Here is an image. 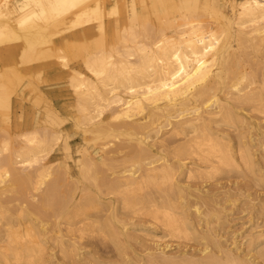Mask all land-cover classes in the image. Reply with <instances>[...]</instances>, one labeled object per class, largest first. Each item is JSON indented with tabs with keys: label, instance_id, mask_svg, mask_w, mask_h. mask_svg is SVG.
Masks as SVG:
<instances>
[{
	"label": "bare ground",
	"instance_id": "bare-ground-1",
	"mask_svg": "<svg viewBox=\"0 0 264 264\" xmlns=\"http://www.w3.org/2000/svg\"><path fill=\"white\" fill-rule=\"evenodd\" d=\"M148 1L147 3L150 2ZM109 2L110 4L108 5L107 3ZM136 2L137 0H129V1H126V0H12V2H9L8 0H4L3 9L0 8V63H3L5 65L4 69H7L9 73L14 74L17 81H20V80L23 81L24 79H26L25 77L38 74L39 72L41 74L42 73L41 71H43L44 68L49 69L50 65H54L58 67L64 75L68 76V79H69L68 86L69 88L71 87L72 94L75 96V100L77 101L75 102L76 104H78L77 108L79 110L77 108H75V110L77 109L78 110L77 113L79 112L81 113V115L78 116L81 121H78V122H80V124L82 125L81 127H85V129L83 130V133L85 135L90 134L93 137V141L99 140L98 142H100V140L102 139L104 140L105 137L107 138L111 136L112 134L117 133L118 136L114 135L115 137L124 136L126 137V139L124 138L125 144L127 145L132 144V146H128V147H130V153L132 154L133 158L134 159L136 158L137 161H135L132 164L134 160L133 158H132L133 160H131L132 162L124 160V163L127 162L128 165L131 164V166L129 165L130 168L128 167L129 168L128 169L125 166L127 169L120 170L121 169V166H120L119 168L120 171L117 170L119 172L118 173L116 172V174L119 175V178H120L119 179L117 177L118 180L116 184H119V185L121 184V186L125 188L131 187L132 189L133 186L137 187L140 183L142 185V183H146L148 181L152 182L150 183L152 184L150 186H153V183H156L158 181L165 183V182H169L172 180L173 175L171 174V172L173 170L171 171L169 167H167L168 165L165 162L164 163L167 166L164 164L161 167L159 166L160 167L159 169L155 167V168H150L146 170L144 169L145 170L144 171L139 166L140 162L138 161L139 159L141 161H143L142 159L148 160L147 162L148 164L146 165L154 166L153 164L156 161H152L155 157L154 158L152 157L151 151L149 149L151 145L150 139H154V137L158 138L156 136H159V134L161 136L162 131L168 127H170V130H168L167 134H169L170 136L174 135L176 137L180 136L182 137V139H186V142H184L185 144H183L181 147H193V148L197 147L196 151L198 149L201 150V148L203 147L207 148L206 156H211L214 158L216 156H219L220 162L224 164V166L225 164L230 165V161L232 160L230 155L225 156L224 154L222 155L220 154V151L218 149L221 146L219 145L217 140L213 139L211 135L208 133L207 131L208 124L209 123L211 124V121L216 119L219 115H221V120L224 124L229 123L231 121V117H232L231 113L227 110L223 111L224 110L223 106L220 104V100L218 97L219 93L222 92V94H224L223 90L225 91V94H224L225 97L230 99V101H231V98H233L234 100H237V101L243 100V102L246 101L247 103H249L250 101H253L254 99L258 98L256 97L257 95L255 94L256 92H251L252 88L254 87L253 84L251 83L253 86L251 90H250V85L245 84L247 82V78H250L247 76L248 75L250 76L252 74L248 72L245 73L247 70L246 71L243 70L247 68L248 65L242 69L240 65L239 55L236 54L237 52L232 46L231 41L234 37L233 36V32H234L235 33L234 35L238 37L237 38L238 41H236L237 48L239 49L241 48L246 53H248L247 52L248 49L254 50V52L256 51V53L257 52L260 53L259 49L263 50L264 48V0H240L239 2L235 0L233 1L231 0L230 3H228L227 1L228 7L230 10L229 16L224 15L222 13L221 8L223 6L222 7L219 6V4L217 3V0H205L201 4L199 3V0H179V3L177 5H173L172 3L173 7L170 6L172 7L173 11L169 9L172 12L176 13V22L175 23L173 22V25H171V26H174V31L169 34H167L165 30L163 29L159 32L157 31L156 33L153 32L151 34L152 31L150 32L148 30L152 28L153 26H150L147 30V27L149 25H147L145 28L143 27L146 25L145 24L146 22H144L142 25L143 27V30H141L142 32L141 33L138 32L137 30H138V27L140 26L139 23H141L142 17H141V14L139 12ZM166 2L167 0H165V3ZM162 3H164V1ZM150 5L151 4L149 3L148 6ZM152 7L154 8V6ZM144 8L146 7L144 6ZM154 10L156 9L154 8ZM198 11H201V13L199 14ZM173 15L174 14H172V16ZM110 17H112V20H107ZM204 17H205V20H207L206 18H209V19H213V21L211 23L207 22L208 20L204 21V19H202ZM143 21L145 20L143 19ZM66 22H70V27L67 29V32L72 31V30H75L76 32H74L71 35H68L65 38H61V36L66 32L65 30H64L65 32H63L61 30V27L62 26L64 27V24ZM167 22L168 21L165 22L166 27L168 25ZM162 26L163 25L161 24V27L159 28L160 29L163 28ZM152 30L154 31L153 28ZM55 37L61 38V39H57L56 41V42H59V44L73 45V43H76V44L78 43L80 45L79 48L74 46L76 47V49H72L73 46H70V48L72 49L70 50L71 52L70 54L76 60V62H80L82 66L81 71H75L72 68H70L67 65V59H66L67 56L61 55L62 54L61 50L60 52H58L59 50L57 51L58 53H60V55L57 54L56 47L54 51L56 54L55 53L52 54L53 50L52 51L50 50L49 45L51 46L54 45L53 39ZM85 43H88V44L86 45ZM236 43L234 45H236ZM262 50L261 52H264ZM260 57H262L261 53H260ZM244 58L245 57L240 58V59L243 60ZM11 59H14V61H16V64L18 66L29 65V64H33V65L29 67L27 66L23 69L15 70L16 68H12L13 66L11 67V61H13ZM247 61H249V59ZM244 62L245 61H243V63ZM251 70L253 71V68L250 69V71ZM5 71L6 70H3L0 65V110L2 111V113H3V110H6V112L11 110V106H12L11 105L12 103L11 95H13L12 93L14 92L11 90L13 88H11V83H9L10 81H8L9 78L7 77L8 78L7 79L5 76H3V73H5ZM253 79L250 78V80H252L251 82L254 81ZM10 80L12 81L14 79H10ZM258 81H261V80H258ZM16 85L18 84L16 83ZM258 88H259V85H258ZM246 90H250V91H248L247 93ZM18 94H17V98H19ZM222 98H224L223 95H222ZM258 99H257V103H259ZM231 104L233 103L231 102ZM237 104H240V103H237ZM237 104H235V106ZM246 104H245V107H246ZM251 104H254V103L252 102L250 103V105ZM260 105H262V103H260ZM260 105L258 104L257 106L259 107ZM237 106H236V109H238ZM111 108H114L112 112L110 111ZM107 110H109L111 114L108 116H105L104 113ZM8 113H11V112L9 111ZM52 113L53 111L50 112V114ZM237 116L241 120V123H242L244 121L243 119L244 117H239V115ZM3 117L5 118V116ZM0 118H1V114H0ZM45 118L47 119L48 117H45ZM50 119H49V122H47L46 124L50 126H55V122L52 119L51 120ZM111 121L117 122L114 124L115 126L109 125ZM78 122L76 121L75 123H78ZM74 126H77V125H74ZM216 127L217 126H215V128ZM232 127L234 129V126ZM37 130H40L38 132L43 131L42 137L38 135L40 133H37ZM37 130L34 128L33 130L31 129V131L22 132L21 135H16L18 139H20L21 143H20V147L18 148V150H15V151L9 150L8 148L9 141L5 140L6 138H4L6 133L3 134L4 139L1 138L0 140V156L1 154L8 153L10 151L9 154L7 155L4 154L7 157L3 158L2 156V159L0 160V209L2 208V205L4 204L1 201V197L2 196L5 197L6 193L8 194L9 192H11L12 194V192H14V194L16 195L17 194L24 195V193L25 194L28 193L27 191L38 192L41 189V187H44L43 191L39 195L38 202L36 201L38 205L30 204L31 212L36 213L38 217L36 219H40V218L42 219L45 216L46 217L48 216L46 212L44 211L46 210L45 208H47L48 210L51 211V216H54L57 218L63 217L64 216L63 213H64V209L66 205L68 206V204L72 202L71 195L73 193L70 191L74 187L71 188L66 184L67 181H65L66 179L64 176L61 179L59 176H56L53 174L54 175L53 180L49 181L51 177L50 171H52L50 170L51 168L49 166L50 162L47 161L43 163V161L48 156L47 154L51 152L54 146L53 144L57 143V141L59 142L60 134L57 133L56 131H52L51 129H47L46 126L38 128ZM212 130L213 129L211 128V131ZM214 131L215 130H213V132ZM164 135L165 134H163V136ZM247 137H250V136L247 135ZM108 139H110V137ZM90 140L88 141L89 143H91ZM52 141H54V143ZM64 143L62 145H64V148L68 151L67 143L65 144ZM102 144H105V143H103L102 141ZM50 145H52V147ZM119 145L117 148H119V151H121ZM121 146L123 145L121 144ZM54 147H56V144ZM93 147H96V146H93ZM151 147H154V146H151ZM216 147H219V148L217 149ZM226 148L228 149V147ZM123 150L124 149H122V151ZM187 150H188L187 148L184 149L185 152ZM202 151L205 152L204 149L201 150V152ZM117 153H118V149H117ZM84 154H87V153H84ZM177 156L178 155H176L175 157ZM188 156L190 157V155ZM91 158H88L87 161L89 162L90 167L91 166L94 167L95 165L93 163L94 157L92 159ZM109 158L111 159V157ZM247 158L245 159L247 160ZM207 160L209 162L210 159H207ZM217 160L219 159L217 158ZM79 161L80 162L78 164L81 163V160ZM40 162L43 164L39 165V167H37L38 169L36 168L34 173L32 174L31 173L30 174L21 173L22 171H25L27 169H30V168L32 169L33 166H38ZM88 162H86L85 164L88 165ZM232 163H235V162H232ZM125 164H122V166ZM145 166L143 167L144 168L148 167V166L147 167ZM90 167L89 165L88 166L84 165V163L81 166L80 172L83 173L82 175L84 177V180H88V179L94 180L96 181V185H97V181H99L100 182L99 184L101 186L103 185L102 187H105L106 191H113L116 188L115 186L117 185H115V183L111 181L112 183L108 184L107 183L108 180L104 178L103 176H100L101 175L100 173H98L100 174L99 175L100 177H98L95 172H93L95 174L91 175L90 172L93 170L95 171L96 168L94 167L92 169L91 167L92 170H90L89 169ZM141 170H142L141 173L143 175L140 177L139 176L135 177V175L139 174ZM64 174L66 175V173ZM63 180L66 182L64 184H66L65 186H67V189L68 187L69 189L71 188L70 190H68L69 196L71 197L69 199L70 202L68 201L69 196L68 198L66 197L68 194L67 190H63L64 192L67 193V194H64L66 196L63 195L64 192L60 194V196L57 195V192L61 188L65 187L64 184H61V182L63 183ZM88 183H89V180H88ZM144 185L145 184H143L142 187ZM121 186H120V189H121ZM142 187L141 189H143L145 186L143 188ZM160 188H161V185H160ZM116 189L118 190V188ZM76 191L74 192V194L76 193ZM113 193H115V191ZM173 197H175V195ZM142 198H139V199L141 200ZM122 201H124V199ZM148 201H151V200L148 199ZM165 201L167 200L165 199ZM8 204H11V203H8ZM77 204H74L73 206L74 209L76 208L75 206ZM80 204H85V205H80V207L77 208L79 211L83 210V208L87 207L88 205L86 204V202L85 203L80 202ZM5 206L7 205L5 204ZM125 206H134L133 201L129 202L125 200ZM150 207L152 206H149V208ZM153 209H154V206L150 210L153 211ZM167 209H170L169 204H168ZM154 210L156 211L157 209H154ZM155 211H153V213ZM157 211L154 213L155 214L153 217V219L155 220L154 222H156L157 220V215L159 214L162 215V218H163L162 221H164L165 227L171 232L170 234L173 233L175 235L181 236V234L183 233V230L180 227H178L177 220L173 218L170 212L169 213L168 212L159 213ZM0 212L2 213V211ZM3 217L5 218L3 219L6 221V223L4 227L5 229L2 231V234L0 232V242L3 245V246L0 245L1 246L0 247V264H9L10 261H13L14 264H42L41 254H42L43 249L41 250L39 246L40 243L38 244L34 240L36 231L31 229V228H34L33 226L35 225L31 226L30 228L29 227L26 228L27 226L25 227L23 226L24 229L23 228L20 229L21 220L17 223H14L15 220L12 222L10 221L11 219L9 220L5 216ZM21 218L23 219V222L26 221V218L24 216H21ZM24 218H25V221H24ZM57 218L56 220H58ZM3 219L1 218V220ZM158 219L160 220L161 217ZM182 219L179 221L181 222ZM53 220L56 222L55 219ZM39 222H41V220H39ZM160 222L161 221H159L158 223ZM69 224H71L70 221H69ZM64 245L67 247L66 244ZM262 248H259V249H262ZM262 253L264 254L263 250L260 255H262ZM229 255L227 256L226 254V257H229ZM157 257H160V256H157ZM230 257L225 259V261H222L224 263H218V264H243V263L246 264V262L241 261L243 263H240V262H237L234 258L231 259ZM193 263H195V261Z\"/></svg>",
	"mask_w": 264,
	"mask_h": 264
},
{
	"label": "rangeland",
	"instance_id": "rangeland-1",
	"mask_svg": "<svg viewBox=\"0 0 264 264\" xmlns=\"http://www.w3.org/2000/svg\"><path fill=\"white\" fill-rule=\"evenodd\" d=\"M8 1L12 2V0H8ZM147 1L148 0H137L136 2L142 17L141 23H139L140 26L138 27V30L137 29L136 30L141 33L143 27L145 28L147 25H149L147 27V30L150 26H153L152 28L154 29V31L152 30V28L148 30L150 32L152 31L151 34L153 32L154 33H156L157 31L159 32L162 29L165 30L167 34L172 33L174 31V26L171 25H173V22L174 23L176 22V13L172 12L173 11L172 3L173 5H177L179 3V0H171V1L169 0V2L171 3H169L168 0L166 3L165 0L162 1L149 0L150 2L149 1L148 2L151 4L150 6H148L149 3H147ZM163 1L164 3H162ZM204 1L205 0H199V3L201 4ZM227 1L228 3H230L231 0H217V3L219 4V6L221 7L223 6L221 8L222 13L224 15L229 16L230 10ZM235 1L239 2L240 0H235ZM0 2H1L0 8L3 9L4 0H0ZM107 4L109 5L110 2ZM144 6L146 8H144ZM152 6H154L156 10H154ZM145 9L146 10L148 9L147 12ZM169 9H171L172 11ZM198 13L200 14L201 11H198ZM172 14L174 15L172 16ZM143 19L145 21H143ZM202 19H204V21L208 20L207 22L210 23L213 21V19H209V18H206L207 20H205V17ZM107 20H112V17H110ZM166 21H168L167 22L168 23L167 27L169 26L168 28L166 27V23H165ZM144 22H146L145 23L146 25L144 24L145 26L142 27ZM161 24L163 25L162 26L163 28L160 29L159 27H161ZM62 27L61 30L63 32L65 31L66 32L61 36V38H65L68 35H71L74 32H76L75 30L67 32V29L70 27V22H66L64 24V27L63 28ZM234 34L235 33L233 32L234 37L231 43L237 52L236 54L239 55L240 65L242 69L248 65L247 68L243 70L244 71L247 70L245 73L248 72L252 74L250 76L247 74L248 75L247 77H250L252 79L254 78L253 82H251L252 80H250V78H247V82L245 84L250 85V90L254 86L251 92H256L255 93L257 94L256 97L261 99L259 100L257 98L259 103H257V99H254L253 101L247 103L246 101L244 102L243 100L237 101L234 100L233 98H231L230 101V99L225 97L224 90H223L224 94H222V92L218 94L220 104L223 106L224 109L223 111L227 110L231 113L232 122L230 121L229 123L224 124L221 120V115H219L216 119L211 121V124L210 123L208 124L207 131L211 135V137L213 139H216L219 145L221 146L220 148L216 147L217 149L219 148L218 150L220 151V154L221 155L224 154L225 156L230 155L232 159L230 161V165L225 164L226 166L225 167L224 164L220 162L219 156H216L215 158L211 156H206L207 148L204 147L201 148V150L203 149L205 150V152L203 151L201 152V150L199 149L196 151L197 147H194L195 149L193 147H181L183 144H185L184 142H186V139H182V137L180 136L178 137L174 135L170 136L169 134H167L168 130H170V127H168L162 131L161 136L159 134V136H156L158 138L154 137V139H150L151 145L149 149L151 151L152 157L153 158L155 157L152 161H156L153 164L154 166L146 165L148 164L147 163L148 160L142 159L143 161H141L139 159L138 161L140 162L139 166L143 170L155 168V167L159 169L162 165L166 163L168 166L166 164L165 165L169 167L171 171L173 170L171 172V174L173 175L172 180L165 183L158 181L156 183H153V186H150L152 185L150 184L152 182L148 181L146 183H142V185L145 184L144 185L145 187L143 186L144 188L142 187L141 183L137 186L138 188L136 186H133L134 189L133 188L131 189V187L125 188L121 186V184L120 185L116 184L119 178V175H117L116 172L118 173L120 170L127 169L128 167L130 168L131 166V164H129L130 165L129 166L127 162H125L127 164L126 165L124 163V160L131 161L134 159L132 154L130 153V147H128V146H132V144H128V145L125 144L124 140L126 139V137L124 136L115 137L118 136L117 133L109 136L110 139H108L109 137L107 138L105 137L104 140L102 139L100 140V142H98L99 140L93 141V137L90 134L85 135L83 133L85 127H81L82 125L80 124V122H78L81 121L80 118L78 117L81 115V113L80 112H79L80 114L77 113L79 110L77 108L78 104H76L77 101L75 100V96L72 94L71 87L69 88L68 86L69 85L68 76L64 75L58 67L54 65H50V68L49 69L44 68V70L41 71L42 72L41 74L39 72L38 74L25 77L26 79H24L23 81L22 80L17 81L14 74L9 73L7 69H4L5 65L3 63H0L1 68L3 70H6L5 73H3V76L9 78L7 79L8 81H10L9 83H11V88H13L11 90L14 91L12 93L13 95H11L12 106H11V110H9L11 113H8L9 111L6 112V110H3L2 113V111L0 110L1 112L0 120L1 119L3 120L0 121V132H1L0 140L1 138L4 137L3 134L6 133L4 138H6L5 140L9 141L8 148L11 151H15L18 150L21 143L20 139H18L16 135H21L22 132L31 131V129L33 130L34 128L37 130L38 128L45 126L47 129L56 131L57 133L60 134L59 142L57 141V143H54V141H52L54 143L53 144L54 146L56 144V147L53 146L51 152L47 154L48 156L47 157L45 156L46 159L43 161V163L47 161L50 162L49 166L51 168L50 170H52L50 171L52 178L50 177L49 181L53 180L54 175L59 176L61 179L64 176L66 179L65 181H67V183L63 180V183L61 182V184L66 183L69 187L71 188L74 187L73 189L70 188L71 189L70 192L73 193L71 195L72 198L69 196L68 190L70 189L69 187L67 189V186H65L66 184H64L66 189L65 187L63 188L60 187L62 191L60 189L59 190L60 192L59 191H58L59 193L57 192V195L60 196V194L64 192L63 190H67L68 194L64 192L63 195L67 194V196L64 195L67 198L69 196L68 198L69 202H70L69 199L70 198L72 199L71 200L72 202H70V204L67 203L68 206L66 205L64 209V213H63L64 216L62 215L63 217H58V218L51 216V211L45 208L46 210L44 211L48 216L47 217L45 216L42 219L41 218L36 219L38 218L36 213H33L30 210L31 209L30 204L38 205L37 202L39 200V195L43 191L44 187H41V189L39 190L40 192L27 191L28 192V193L26 192L27 194L25 193L24 195L17 194L18 196L14 194V192H12V194L11 192H9L8 194L7 193L5 194L6 196L4 195L5 197L3 196L1 197V201L4 204L2 205L0 211H2L3 214L5 213L6 214L3 215L0 212V214H2L0 215V220L1 218L2 219L4 218L3 216L7 217L9 220L11 219L10 221L12 222L15 220L14 223H17L21 220L22 224L20 223V229H22L23 226L24 227L27 226L26 228L28 227L30 228L31 226L35 225L33 226L34 228L31 229L36 231L34 240L38 244L40 243L39 246L41 250L43 249L41 254L42 264H119V263L120 264H192L194 261L195 263L193 264H207V263L218 264V263H224L222 261H225V259L229 258L230 256L231 259L234 258L237 262L240 263L246 262V264H248L249 262V264H264V254L262 253V255H260L262 250L264 251L263 249L264 248L263 247L264 246V183H263L264 182V119H263L264 118V102H263L264 101L263 98L264 97L263 95L264 94V87H263L264 86V52H261L262 49H259V52L261 53L262 56L260 57V53L258 52L256 53V51L254 52V50L248 49L247 50V52L249 53L248 54L245 51H243L241 48L240 49L237 48L236 41H238L237 39L238 37H236V35ZM61 38L55 37L53 39L54 45L53 46L49 45L50 50L51 51L53 50L52 54L55 53L54 51L56 47V52L58 50H59L58 52H60L61 50L62 53L61 55L67 56L66 58L67 65L70 68H72L75 71H81L82 66L80 62H76V60L70 54L71 53L70 50L76 49V47L79 48L80 45L78 43L77 44L73 43V45L71 44L63 45V44H59V42H56L57 39H61ZM235 43L236 45H234ZM85 44L87 45L88 43ZM70 46L73 47L76 46V47L74 48L72 47L71 49ZM262 51H264V48ZM58 52L57 54L60 55V53ZM241 56L245 58L242 60L240 59L243 58ZM246 59L247 60L249 59V61H247ZM11 60H13L11 61V67L13 66L12 68H16L15 70L23 69L27 66L29 67L33 65V64H29V65L18 66L16 64V61H14V59ZM243 61L245 62L243 63ZM252 68L253 71L252 70L250 71V69ZM10 79H14L12 80L13 83ZM16 83L18 85H16ZM251 83L253 84V86ZM250 90H246V92L248 93V91ZM17 94L19 98H17ZM222 95L224 98H222ZM231 102L233 104H231ZM252 102L254 104L250 105V103ZM260 103H262L263 106L260 105ZM235 104L239 105V106L236 105L238 109H236ZM242 104L244 107L242 106ZM258 104L260 105L259 107L257 106ZM75 108H77L78 110L77 109L75 110ZM113 109L114 108H111L110 111L112 112ZM50 110L53 111L52 114H50L51 112ZM110 111L107 110L104 113V115L105 116L110 115L111 114ZM2 115L5 116V118ZM237 115H239V117H244L243 119L245 122L247 120L246 124L248 125H246L244 121L241 123V120L238 118ZM45 117H48L47 118L48 120ZM57 117L59 118V120ZM3 118L7 121H5ZM50 118L55 122V126H50L46 124L47 122H49ZM76 121L79 123V125L78 123H75ZM115 123L117 122L111 121L109 125L115 126L114 125ZM210 125L217 126L216 127L217 129L215 128V126L212 127ZM232 126H234V129ZM211 128L215 131L214 132L213 130L211 131ZM38 131L40 130H37V133H40L38 135L42 137L43 131L41 132ZM163 134L165 135L163 136ZM247 135L250 137H247ZM89 140L91 143L88 142ZM102 141L105 144H102ZM64 142L67 143L68 151L64 148V145H62ZM108 142L110 145L108 144ZM121 144L123 146H121ZM237 144L239 146L241 145L242 147L240 146L241 147L240 148ZM118 145L120 146L121 151H119V148H117ZM50 146L52 147V145ZM226 147H228V149ZM186 148L188 150L185 152L184 149ZM117 149H118V153H117ZM122 149L124 150L122 151ZM239 149L242 150L240 151ZM9 152L4 154L7 155L9 154ZM4 154H1L0 160L2 159V156L3 158L7 157ZM176 155L178 156L175 157ZM188 155H190V157ZM91 157L92 158L94 157L93 158V163L95 164V165L93 164L94 167L97 165L98 166L95 167L96 170L91 171L90 174L93 175L96 173L98 177L103 176L108 180L107 182L108 184H111L113 182L115 183V185L119 186V187L115 186L116 188H118V190L115 188L113 191H106L105 187H102L103 185L101 186L99 184L100 183L99 181H97V185H96V181L94 180L88 179L89 183L88 180H84V177L82 175L83 173L80 172V169L83 163L84 165L86 166L89 165L90 167V164L87 161V159ZM109 157H111V159ZM206 157L207 159H210L209 162L206 159ZM158 158H160L161 160ZM202 158L205 159L203 160ZM217 158L219 160H217ZM245 158H247V160ZM79 160H81L80 164H78L80 162ZM135 161H137L136 158L133 160V162L131 161L132 164ZM86 162H88V165L85 164ZM43 163L40 162L38 166H33L32 169L31 168L27 169L25 171H22L21 173L32 174L35 172L36 168L39 167V165H42ZM122 164L125 165L122 166ZM120 166L121 169L119 170ZM143 166L145 167L148 166V167L144 168ZM91 167L89 168L90 170L94 168L92 167L91 169ZM141 172L142 170L139 173L141 175L136 174L135 177L142 176L143 174ZM64 173H66V175ZM98 173H100L101 175ZM141 187L143 189H141ZM75 188L77 191L75 190ZM75 191L76 193L74 194ZM114 191L115 193H113ZM141 195L144 199L141 197ZM174 195L175 197H173ZM144 196L147 197L145 198ZM139 198L142 199L140 200ZM123 199L124 201H122ZM148 199L151 200L152 202L148 201ZM165 199L167 201H165ZM125 200L129 202L133 201L134 206H125ZM80 202L81 203L86 202V204L88 205L87 207H84L83 210L79 211L77 208L80 207V205H85V204H80ZM8 203H11L12 205ZM5 204L7 206H5ZM74 204L78 205L75 206L76 207L75 209L73 208ZM168 204L170 205V209H167ZM16 206H18L19 208ZM149 206L152 207L154 206V209H157L158 211L157 210L156 211L159 213L170 212L173 218L177 220L178 227H180L183 230L181 236L175 235L173 233L170 234L171 232L165 227L164 221H162L163 220L162 215L160 214L157 215V220H156L157 223L154 222L155 220L153 219V217L156 211L153 209V211H155L153 213V211L150 210L152 209V207L149 208ZM26 211L28 214L26 213ZM79 213L82 214L80 215ZM21 216H24L27 222L25 221V218H24L25 222H23L22 219L23 217L21 218ZM178 216L180 217V219ZM160 217L161 219L159 220L158 218ZM56 218L58 220H56ZM4 219L0 221L1 234L2 231L5 229L4 227L6 221ZM53 219H55L56 222ZM178 219L179 220L182 219L183 223L182 221L180 222ZM39 220H41V222H39ZM69 221L71 224H69ZM159 221H161L162 223L161 222L158 223ZM64 244H66L67 247ZM0 245L3 246L2 243ZM225 252L227 256L230 254L229 257H226ZM157 256H160L161 258ZM216 259L220 262H218ZM9 264H14V263L13 261H10Z\"/></svg>",
	"mask_w": 264,
	"mask_h": 264
}]
</instances>
